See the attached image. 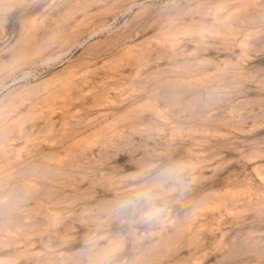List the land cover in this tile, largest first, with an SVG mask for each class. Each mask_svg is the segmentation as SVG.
<instances>
[{"label":"rangeland","instance_id":"rangeland-1","mask_svg":"<svg viewBox=\"0 0 264 264\" xmlns=\"http://www.w3.org/2000/svg\"><path fill=\"white\" fill-rule=\"evenodd\" d=\"M0 264H264V0H0Z\"/></svg>","mask_w":264,"mask_h":264}]
</instances>
